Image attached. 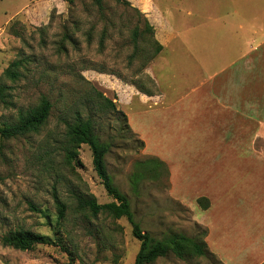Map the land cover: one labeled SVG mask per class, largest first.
Returning <instances> with one entry per match:
<instances>
[{"label": "rangeland", "instance_id": "obj_1", "mask_svg": "<svg viewBox=\"0 0 264 264\" xmlns=\"http://www.w3.org/2000/svg\"><path fill=\"white\" fill-rule=\"evenodd\" d=\"M127 1L135 7L133 0ZM157 1L163 8L164 4L174 7L166 16L172 14L175 21L177 0ZM143 20L114 2L105 3L100 11L86 1L69 7L63 0H0V83L9 88L8 105H0V126L16 121L19 113L35 107L42 97L52 104L38 133L0 137V264L134 263L140 243L125 218L114 219L106 212L92 216L78 207L77 196L94 197L100 205L112 199L93 169L88 146L80 147L77 160L70 164L65 160V123L76 113L91 118L100 141L108 144L107 171L127 197L142 231L155 239L171 233L202 239L203 227L196 224L200 222L194 210L170 196L169 171L160 169L157 177L147 175L136 187L132 185L137 163L152 157L146 156L144 142L129 129L128 121L101 110L91 99L94 87L124 113L127 105L121 102L127 101L126 86L150 87L146 69L156 43L154 30H148ZM13 61L22 62L15 82L3 77ZM154 71L157 78L159 71ZM54 195L66 205V219L57 236ZM16 229L58 239L62 246L39 245L31 251L3 246L2 236ZM263 254L257 253L253 261ZM153 264L222 263L211 254L179 259L168 253Z\"/></svg>", "mask_w": 264, "mask_h": 264}, {"label": "crops", "instance_id": "obj_2", "mask_svg": "<svg viewBox=\"0 0 264 264\" xmlns=\"http://www.w3.org/2000/svg\"><path fill=\"white\" fill-rule=\"evenodd\" d=\"M133 2L161 50L146 69L156 92L126 86L128 125L168 168L170 196L194 210L208 251L262 264L264 0H177L175 21L174 7Z\"/></svg>", "mask_w": 264, "mask_h": 264}, {"label": "trees", "instance_id": "obj_3", "mask_svg": "<svg viewBox=\"0 0 264 264\" xmlns=\"http://www.w3.org/2000/svg\"><path fill=\"white\" fill-rule=\"evenodd\" d=\"M63 1L69 7H72L77 1H86L100 11L103 9L105 3L114 2L125 6L126 8H130L132 11L142 16L144 24L148 27V30H153L146 17L143 16L137 8L132 7L127 0ZM155 43L156 49L154 54L150 56V61L154 60L161 50L158 43L156 41ZM21 65V61H13L4 70L3 77L11 82L17 81L20 76L19 68ZM145 80L150 84V87L146 88L144 85L136 83L131 84L134 85L140 93L151 96L156 92L155 83L150 77H147ZM8 90L9 88L5 86V84L0 83V105H8ZM92 93L93 96H91V99L93 100V103H95L101 110L115 112L127 122L126 116L124 113L116 109L113 100L104 96L94 87ZM51 111L52 104L46 97H42L35 107L19 113L16 121L3 123L0 126V137L2 139H11L31 133H38L46 124ZM82 145L89 147L92 156L93 169L97 177L100 179L106 194L112 199V201L100 205L96 202L94 197L77 196L78 207L82 210H88L92 216H96L100 212H106L114 219L125 218L131 226L132 236L140 243L133 264H153L157 259L165 257L168 253H172L179 259H193L207 256L209 254L213 255L206 247L204 238L206 237L207 231L203 228L199 234L202 238L201 240H196L180 233H171L161 239H155L148 233L142 231L140 224L134 219V214L131 211L127 197L114 185L113 179L107 171L105 156L109 150L108 144L100 141L95 133L94 123L91 118L84 119L79 113H76V117H74L71 122L65 123V137L62 149L67 163L70 164L77 160L78 151ZM137 167V171L133 174L131 179V183L134 187H136L140 180L147 175H152L154 178L157 177L161 173L160 169L166 170L168 174V168L166 165L156 158H152V160L147 162L137 163ZM54 202L57 211L54 233L55 236H57V232H61L60 230L63 228V222L66 219V205L57 195H54ZM197 205L200 209L206 210L209 207V201L205 198H200L197 200ZM185 210L188 212L187 209ZM55 241L57 243H55ZM55 241L44 238L40 234L25 229L10 230L1 238V244L3 246L19 251H31L39 245L58 244L59 246H62L60 240L55 239Z\"/></svg>", "mask_w": 264, "mask_h": 264}]
</instances>
